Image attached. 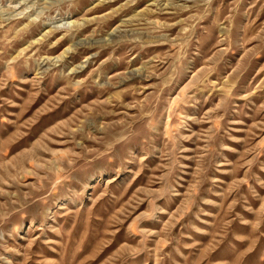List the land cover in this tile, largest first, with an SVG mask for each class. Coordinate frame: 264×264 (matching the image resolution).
<instances>
[{
	"label": "rangeland",
	"instance_id": "rangeland-1",
	"mask_svg": "<svg viewBox=\"0 0 264 264\" xmlns=\"http://www.w3.org/2000/svg\"><path fill=\"white\" fill-rule=\"evenodd\" d=\"M0 264H264V0H0Z\"/></svg>",
	"mask_w": 264,
	"mask_h": 264
}]
</instances>
